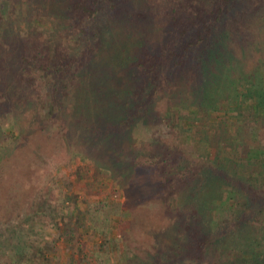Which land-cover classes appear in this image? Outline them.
Returning a JSON list of instances; mask_svg holds the SVG:
<instances>
[{"label": "trees", "instance_id": "trees-1", "mask_svg": "<svg viewBox=\"0 0 264 264\" xmlns=\"http://www.w3.org/2000/svg\"><path fill=\"white\" fill-rule=\"evenodd\" d=\"M130 1L70 0L68 3L67 0L73 32L71 43L60 48L42 40L20 39L19 52L23 54L6 69V77L10 80L18 76V92L15 95L12 88L7 87L6 93H0V111H10L7 105L11 109L23 104L36 105L28 124L34 134L41 93H47L55 121L66 128L78 127L85 153L95 157L108 170L107 178L116 181L118 186L115 188L119 193L127 192V202L138 194L132 186L135 188L148 181L145 174L153 177L158 173L159 180L152 178L153 195L172 189L176 197L189 188L190 194L198 199L203 188L209 186L211 198L206 204L209 218L206 220L203 215L197 235H192L193 245L175 242L174 255L156 251L144 256L133 250L132 257L125 258L124 253L115 249L116 228L122 216L112 222L109 218L91 214L86 223L92 225L91 230L109 227L113 231L109 250H99L92 259L97 264H171L175 257L190 255L197 248L202 252L228 237L264 226V146H233L234 135L226 128L223 132L215 128L205 134L211 143L209 149L204 155L199 154L193 146L197 135L195 121L191 112L186 116L184 110L180 113L182 105L175 111L186 128L185 136L176 131L155 130L146 148L140 144L132 151L124 143L132 136L137 137L138 142L143 141L140 132L151 122L165 117L160 106L169 92L173 94L171 87L183 85L191 78V83L201 81L204 85L198 90L197 97L202 96L204 101L211 99L212 103L208 105L218 109L212 95L216 82L210 81L211 73H214L212 64L215 61L224 64L226 56L234 49L231 40L239 44L246 38V27L256 13L261 12L264 0H167L170 17L169 21L165 20V25L168 23L166 36L152 39L141 35L140 48L130 68L106 73V68L95 61L103 47L102 38L110 27L125 19L124 11L130 9ZM41 43L52 48L56 55L45 51L48 49ZM248 56L244 54V57ZM238 78L237 82L242 86L238 96L243 98V102H239L242 105L237 103L238 108L245 104L247 111L264 118V64ZM240 132L239 129L236 134ZM226 134L229 137H225ZM28 145L25 140H17L7 147L11 155L0 160V198L2 194L11 209L18 207L20 197L28 193L31 185L27 182L31 178V168L22 167L20 162V158H25ZM11 166L24 176L19 178V188L14 187L20 190L18 196L17 192H12L17 180L8 173ZM144 192L151 196L145 190L138 194L141 200L146 195ZM217 192L222 204L229 209L228 215L221 217L217 213ZM199 205L205 209L201 202ZM147 227L160 228L153 223H147ZM165 227L163 225L161 229ZM245 254H235L234 261L264 264V250ZM84 264L88 263L85 261Z\"/></svg>", "mask_w": 264, "mask_h": 264}, {"label": "rangeland", "instance_id": "rangeland-1", "mask_svg": "<svg viewBox=\"0 0 264 264\" xmlns=\"http://www.w3.org/2000/svg\"><path fill=\"white\" fill-rule=\"evenodd\" d=\"M66 2L0 0V93H6L7 87H11L15 95L18 92V76L10 80L6 77V69L23 54L19 52L20 39L42 40L58 48L71 43L73 19L67 13L70 0ZM130 2V9L124 11L125 19L110 27L102 38L103 47L95 61L106 68V73L130 68L140 48L141 35L161 39L168 32V23L165 25V20L169 21L170 17L167 0ZM260 10L246 27V38L239 44L236 40L230 41L233 53L226 56L224 64L217 61L212 64L214 73H211L210 81L216 82L212 95L217 100L218 109L208 105L212 103L211 99L204 101L202 96L197 97L198 90L204 86L201 81L194 84L191 78L183 85L175 84L171 87L173 94L169 92L160 106L165 117L151 122L146 130L140 132L143 141L138 142L135 136L125 141L126 148L135 151L140 144L148 147L155 130L176 131L180 136H185L186 128L175 111L181 105L183 109L180 113L184 110L186 116L191 112L195 121L197 135L193 146L199 154L204 155L209 149L211 143L205 134L215 128L221 132L226 128L231 132L235 138V141L230 140L233 146H264V118L247 111L245 104L238 108L243 98L238 96L242 86L237 82L244 72L264 64V5ZM40 45L46 47L48 50L45 51L51 55H56L52 48L44 43ZM246 53L248 57H244ZM41 94L34 134L28 124L36 105L23 104L14 109L7 105L10 111H0V160L11 155L8 146L17 140H25L29 143L28 150L20 162L22 167L31 168V178L27 181L31 185L28 193L20 197L17 208L11 209L10 205H6L7 201L1 194L0 264H84L85 261L97 264L92 259L99 250H109L113 231L109 227L91 230L92 225L86 224L91 214L109 218L112 222L122 216L116 228L115 249L124 253L125 258L132 257L133 250L140 251L144 256L156 251H167L174 255L177 240L187 246L193 245L192 235H197L203 215L206 220L209 218L206 212V204L211 198L209 186L203 188L198 199L190 194L189 188L176 197L172 189L153 195L152 178L159 180L158 173L153 177L145 174L148 180L146 184L132 188L138 194L146 190L151 196L144 192V199L141 200L136 194L127 202V192L119 193L115 188L118 186L116 181L107 178L108 170L95 157L85 153L78 127L66 128L57 123L56 116L50 110L48 94ZM222 103L227 107L224 108ZM239 129L241 132L236 134ZM225 137L229 136L226 134ZM8 173L17 180L12 192H17L18 196L20 190L14 187L19 188V178L24 176L12 166ZM34 177L36 179L31 180ZM217 195L218 215H228L229 209L222 204L218 192ZM199 202L205 209L200 207ZM147 223L159 225L160 228L151 229ZM163 225H166L164 230L161 229ZM200 250L197 248L190 255L175 257L171 264H238L234 261L235 254L243 252L252 255L264 250V226L256 231L247 230L228 237L202 252Z\"/></svg>", "mask_w": 264, "mask_h": 264}, {"label": "crops", "instance_id": "crops-1", "mask_svg": "<svg viewBox=\"0 0 264 264\" xmlns=\"http://www.w3.org/2000/svg\"><path fill=\"white\" fill-rule=\"evenodd\" d=\"M71 264V263H70Z\"/></svg>", "mask_w": 264, "mask_h": 264}]
</instances>
